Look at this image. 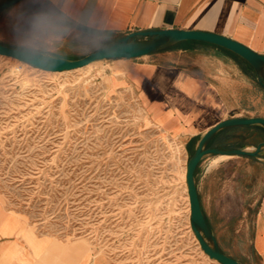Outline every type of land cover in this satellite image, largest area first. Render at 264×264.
Here are the masks:
<instances>
[{
	"label": "rangeland",
	"instance_id": "374dc122",
	"mask_svg": "<svg viewBox=\"0 0 264 264\" xmlns=\"http://www.w3.org/2000/svg\"><path fill=\"white\" fill-rule=\"evenodd\" d=\"M20 8L53 7L22 0L0 13L1 43L12 46L23 30ZM106 37L76 29L60 56L82 57L108 45ZM119 63L46 72L0 55V205L20 218L16 233L36 253L45 242L38 238L52 245L45 262L104 256L110 264H221L191 225L184 174L199 138L186 142L177 127L152 118L138 93L114 77L124 73ZM216 157L203 159L197 179L212 231L223 252L260 264L249 245L258 197L248 176L260 171L236 156L214 164Z\"/></svg>",
	"mask_w": 264,
	"mask_h": 264
},
{
	"label": "crops",
	"instance_id": "0c3cea01",
	"mask_svg": "<svg viewBox=\"0 0 264 264\" xmlns=\"http://www.w3.org/2000/svg\"><path fill=\"white\" fill-rule=\"evenodd\" d=\"M46 1L69 17L70 32L83 29L108 34L112 38L109 44L131 31L180 28L219 33L264 54V0ZM119 60L115 68L124 73L113 72L114 77L138 93L152 118L177 127L178 134L186 136V142L200 139L224 119L264 117V87L254 69L223 47L184 41L160 52ZM260 100L262 107L256 104ZM236 157L252 171H260L248 175L255 184L252 194L258 197L249 245L260 264H264V162L249 156ZM241 180L236 176L234 188ZM206 218L209 223L207 215ZM16 221L20 218L0 205V264H62L61 259L45 262V252L52 245L38 238L45 242L36 253L35 247L16 233ZM86 264H110V260L94 256Z\"/></svg>",
	"mask_w": 264,
	"mask_h": 264
},
{
	"label": "water",
	"instance_id": "95a60500",
	"mask_svg": "<svg viewBox=\"0 0 264 264\" xmlns=\"http://www.w3.org/2000/svg\"><path fill=\"white\" fill-rule=\"evenodd\" d=\"M20 1L22 0H0V13ZM184 41L206 42L223 47L237 54L252 66L258 82L264 87V54H260L249 46L219 33L180 28L131 31L113 43L82 57L72 59L59 55L57 56V60L63 63L59 65L56 71L85 67L94 61L103 59L138 58L166 50ZM11 48L12 46L0 42V55L11 57L8 54ZM11 58L15 59L14 57ZM241 125H259L264 128V117H232L216 123L201 136L186 166V185L190 202L192 229L204 252L211 259L221 264L242 263L222 251L203 210L198 191L196 171L205 157L213 155L249 156L261 159L264 162V140L258 142L256 145L246 144L238 148L213 146L211 144L213 138L221 130L231 126Z\"/></svg>",
	"mask_w": 264,
	"mask_h": 264
},
{
	"label": "clouds",
	"instance_id": "9594fccd",
	"mask_svg": "<svg viewBox=\"0 0 264 264\" xmlns=\"http://www.w3.org/2000/svg\"><path fill=\"white\" fill-rule=\"evenodd\" d=\"M16 15L23 21L24 27L12 41L8 54L22 65L56 71L63 63L57 60V56L72 27L69 17L55 8L41 9L31 14L20 8ZM89 42L94 44L95 38L90 37Z\"/></svg>",
	"mask_w": 264,
	"mask_h": 264
},
{
	"label": "trees",
	"instance_id": "16d2710c",
	"mask_svg": "<svg viewBox=\"0 0 264 264\" xmlns=\"http://www.w3.org/2000/svg\"><path fill=\"white\" fill-rule=\"evenodd\" d=\"M174 47V46H173ZM170 47V48H173ZM253 135L252 139H247V135ZM264 138V128L259 125L231 126L221 130L212 140L213 146L238 148L248 143L257 144ZM196 171V176L199 171Z\"/></svg>",
	"mask_w": 264,
	"mask_h": 264
},
{
	"label": "bare ground",
	"instance_id": "6f19581e",
	"mask_svg": "<svg viewBox=\"0 0 264 264\" xmlns=\"http://www.w3.org/2000/svg\"><path fill=\"white\" fill-rule=\"evenodd\" d=\"M82 68V67H80ZM80 68H76V69H72V70H65V71H54V72H71V71H74V70H78ZM40 70H43V69H40ZM44 71V70H43ZM46 72H49V71H46ZM217 157L215 158V161H214V164L219 161V160H223V159H227V158H230L231 156L230 155H216ZM184 178H185V184H186V173L184 174ZM186 189H187V194H188V188H187V185H186ZM189 198V196H188ZM190 204V202H189Z\"/></svg>",
	"mask_w": 264,
	"mask_h": 264
}]
</instances>
